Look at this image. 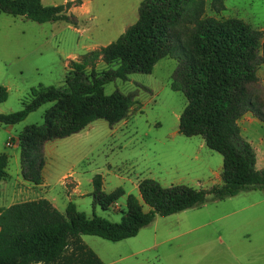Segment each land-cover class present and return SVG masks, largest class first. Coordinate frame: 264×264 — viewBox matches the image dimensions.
Masks as SVG:
<instances>
[{
    "label": "trees",
    "instance_id": "16d2710c",
    "mask_svg": "<svg viewBox=\"0 0 264 264\" xmlns=\"http://www.w3.org/2000/svg\"><path fill=\"white\" fill-rule=\"evenodd\" d=\"M82 4L77 0L44 7L42 0H0V15L75 26L71 9ZM205 9V0H145L138 22L117 42L71 61L64 86L32 88L20 111L0 115V126L20 125L53 104L42 124L29 126L18 136L23 177L42 186L45 146L80 134L96 121L111 127L126 121L136 95H106L105 87L133 74H152L161 60L170 58L178 63L171 89L187 99L179 133L202 137L210 150L223 157V185L196 190L164 188L153 179L143 180L141 201L128 196L120 223L89 218L72 202L65 214L46 199L0 208V264H103L82 236L118 243L137 237L157 216H173L243 192H264V169H257V153L239 126L248 113L264 123V108L253 94L264 66L260 55L264 32L242 20L205 17ZM101 62L107 69L99 72ZM8 98V89L0 87V105ZM8 162L7 155L0 156V182L8 178ZM93 188L94 205L104 211L126 195L122 188L107 194L99 175Z\"/></svg>",
    "mask_w": 264,
    "mask_h": 264
},
{
    "label": "rangeland",
    "instance_id": "374dc122",
    "mask_svg": "<svg viewBox=\"0 0 264 264\" xmlns=\"http://www.w3.org/2000/svg\"><path fill=\"white\" fill-rule=\"evenodd\" d=\"M70 1L77 0L42 3L51 7ZM81 1V6L71 9L77 18L75 26L37 24L0 15V87L9 91L7 102L0 105L5 114L20 111L32 88L64 86L69 63L117 42L138 22L145 0ZM205 1V17L242 20L264 32V0ZM260 55L264 57L263 49ZM177 65L176 60L166 58L152 74H133L127 81L117 80L105 87L106 95H136L137 103L126 121L114 127L96 121L78 136L47 144L49 189L59 196L63 214L69 204L61 185L65 175L72 178L65 182L69 190L79 183L82 192L92 191L97 175L102 177L107 194L122 188L126 195L109 211L95 206L92 196L72 200L89 218L98 216L113 223L122 221L128 196L141 201L137 186L142 180L153 179L164 188L188 186L196 190L223 185V157L210 150L202 137L179 133L187 99L171 89ZM106 69L99 63V72ZM258 76L253 94L264 108V66ZM52 107L47 104L31 114L14 126L12 135L42 124L43 115ZM245 124L250 125V139L264 166V123L252 118ZM174 132L178 134L173 137ZM9 140V128L0 127V154H13L7 146ZM82 240L103 264H264V192H243L173 216H157L137 237L122 242L93 236H82Z\"/></svg>",
    "mask_w": 264,
    "mask_h": 264
},
{
    "label": "crops",
    "instance_id": "0c3cea01",
    "mask_svg": "<svg viewBox=\"0 0 264 264\" xmlns=\"http://www.w3.org/2000/svg\"><path fill=\"white\" fill-rule=\"evenodd\" d=\"M74 60H76V58ZM0 115H5V112L0 110ZM252 118L257 119L251 113L246 114L242 118V120H240L239 126H240L241 131H242V136L253 146V148L255 150H257L258 149L257 146L250 139V137H252V134H253L249 130L250 125L247 126L245 124L246 121L248 122ZM241 123H242V125H240ZM0 127H8L9 128V139H10L9 142L13 143V145L10 146L9 148H12V150H14L13 154L4 153L9 158L8 167L6 170L7 174H8V178L5 181L0 182V208H9V207H11L15 204H18V203L32 202V201H38V200L46 199V200L50 201L53 204V206L59 212H61L63 214L62 210H60V208H59L61 205L59 196L57 194H55L52 190L49 189L51 186H50V181L48 180L47 169L46 168L44 169V184L42 186H35V185L27 182L23 177V170H22V165H21V150H20L19 142H18V136L19 135L18 136L12 135L13 130H14V126H0ZM177 134H178V132H174L171 136L174 137ZM78 135L79 134L74 135V136H78ZM74 136H72V137H74ZM204 143H205V141H204ZM47 146L48 145L45 146V149L47 148ZM258 153L259 152L257 151V156H258ZM4 154H0V156L4 155ZM257 169L258 170L264 169V166H261L259 163V158L257 159ZM71 179L72 178L70 175H65L61 179V185L63 187L64 193L66 194V196L68 197V200H69L68 203H71L74 198L82 199L85 196H91L92 195L94 188L92 191L84 193L80 190V185L78 182H77L78 184H76L75 187H73L71 190H69L66 187L65 182H66V180L68 181ZM142 181H140L139 184ZM73 182H76V181L73 180ZM137 187H139V186H137ZM67 206H66V208H67Z\"/></svg>",
    "mask_w": 264,
    "mask_h": 264
},
{
    "label": "built area",
    "instance_id": "2783aa9c",
    "mask_svg": "<svg viewBox=\"0 0 264 264\" xmlns=\"http://www.w3.org/2000/svg\"><path fill=\"white\" fill-rule=\"evenodd\" d=\"M12 145H13L12 142H8V144H7L8 147H10V146H12Z\"/></svg>",
    "mask_w": 264,
    "mask_h": 264
}]
</instances>
